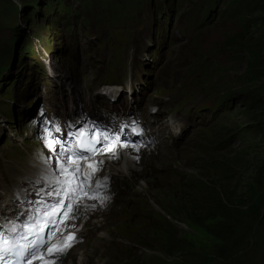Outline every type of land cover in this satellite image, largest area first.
<instances>
[{
    "label": "rangeland",
    "instance_id": "374dc122",
    "mask_svg": "<svg viewBox=\"0 0 264 264\" xmlns=\"http://www.w3.org/2000/svg\"><path fill=\"white\" fill-rule=\"evenodd\" d=\"M51 1L0 0V55L4 56L0 62V127L4 135L0 153L21 171L22 164L40 161L45 155V150L39 148L41 143L49 144L53 138L46 127L47 110L60 123L61 118L54 110L64 114L66 109L61 103L87 102L88 83L95 78L99 50H113L120 55L126 48L135 63L143 59L145 77L160 80L158 88L150 89L141 97L142 101L148 95L164 97L185 87L187 94L202 89L209 99L228 97L231 109L184 140L180 150L161 151L165 154L155 164L156 168L144 164L145 170L148 165L154 172L153 183L128 182L125 173L122 181L128 183L129 192L124 200L117 198L116 207L104 205L82 210L70 227L81 219L83 223L101 219L95 228L101 226L102 232L97 231L109 235L104 249L109 264H193L190 251L195 250L223 255L231 243L223 240L227 232L217 227L216 221L209 220L213 215L206 218L208 215L200 212V207L208 206L193 186L202 184L203 188L218 193L222 185L221 189L229 187L232 193L238 183L246 185L247 190H241L240 186L235 189L239 192L235 199L244 195L241 201L248 207H264V106L260 103L264 98V51L261 53L260 48L264 50V46L260 45L257 33L250 30L255 25V16L249 11L237 15L239 0H178L177 4H181L178 13L173 11L177 6L172 10L168 7L165 20L152 22L149 14L158 17L155 0H123L118 4L72 0L84 20L83 33L96 34L106 42L102 48L99 45L87 50L86 41L79 42L77 36L72 47L65 27L54 17L56 7L46 9L45 5ZM208 9L212 14L207 22L202 21ZM139 17L145 22L137 26ZM199 19L203 25L198 24ZM244 26L248 29L238 45L224 44ZM246 46L249 52L244 51ZM40 54L51 61L49 69L38 66L31 57ZM43 75L51 77L50 80ZM250 78H256L255 84L249 82ZM68 89H74L79 99L67 96L64 92ZM206 96L203 94V98ZM77 110L74 109L75 113ZM54 137L57 140L53 139L54 143H59L57 134ZM250 138L256 139L260 149L251 151L253 156L249 160L254 161L245 163L249 166H245L247 170L220 172L219 167L232 166L233 154L246 149ZM105 144L98 148V157H109L104 153ZM131 145L144 146L137 139ZM44 146L48 150L46 158L49 152L61 154V150L68 156L65 147L60 146L55 152L52 146ZM121 155L120 165L125 167ZM210 207H217V203ZM87 243L88 239L78 242L63 260L84 251ZM245 254L244 264L253 258V264L261 263L264 246L256 245Z\"/></svg>",
    "mask_w": 264,
    "mask_h": 264
},
{
    "label": "snow or ice",
    "instance_id": "6c2138e0",
    "mask_svg": "<svg viewBox=\"0 0 264 264\" xmlns=\"http://www.w3.org/2000/svg\"><path fill=\"white\" fill-rule=\"evenodd\" d=\"M96 143L100 144L101 140L98 139ZM107 146V144L104 145V147ZM52 147L55 151V146ZM98 151L100 149L94 146L84 149V152ZM84 159L86 157L81 153L67 156L61 150V154L55 158V163L48 164L52 172V179L49 181L51 190L45 192L47 199L39 202L42 207L30 214L29 219L23 224L12 223L0 231V264H32L36 260H40L41 264H53L68 248L72 247L76 237L68 232V228L70 222L75 219L74 213L80 208V204L76 201L81 195L85 200L95 198L90 191L92 174H81L82 165L79 161ZM68 160H72L71 166L67 164ZM61 176L64 179H61ZM85 181H89V184L86 185ZM100 186L97 184V188ZM53 200L54 203L51 202ZM64 217L67 220L61 223ZM58 228L63 229V234L69 239L68 244L62 248L50 246L49 243Z\"/></svg>",
    "mask_w": 264,
    "mask_h": 264
},
{
    "label": "trees",
    "instance_id": "16d2710c",
    "mask_svg": "<svg viewBox=\"0 0 264 264\" xmlns=\"http://www.w3.org/2000/svg\"><path fill=\"white\" fill-rule=\"evenodd\" d=\"M59 1V0H57ZM123 0H115L116 3H121ZM247 1V3L245 2ZM114 3V4H116ZM46 9L49 10L48 5H45ZM237 15L251 13L252 16H255V21L253 27H250V30L256 32L259 37V43L261 46H264V0H239L238 7L235 9ZM248 27L244 26L243 30L237 32L235 35H231L224 42L225 45L234 47L238 45L240 41L243 40V37L246 35ZM246 41H249L246 39ZM263 41V42H262ZM262 42V43H261ZM242 44V43H241ZM241 46H244L243 44ZM249 47H244L245 52H249ZM264 51L260 48V52ZM4 56L0 55V62ZM250 83L255 84L256 78H250ZM262 93L261 91H258ZM258 93V94H259ZM260 100L261 105L264 106V98ZM264 133V129H262ZM260 149L259 145L256 144V139L250 138L249 145L243 151H237L233 155L231 161V167H219L218 170L225 174L238 169V171L247 170L245 163L248 162L249 157L253 156L251 151ZM257 157L261 156L260 153H254ZM248 157V158H247ZM241 158L246 159L243 161ZM234 160V162H233ZM251 162L253 160H249ZM247 166V167H245ZM201 184V183H200ZM219 186L218 193L213 192L210 188H203V185L193 186L195 191H198L204 200V204L208 207H200V212L209 218V215L213 217L209 220L216 221V226L220 227L222 230H225L227 233L223 240L226 242H231L227 244V247L224 250V254L220 253L211 254L210 252H205L204 250L190 251L192 256L193 264H244L242 262L243 258H246V250L254 248V246H264V207H248L241 200L244 198V195L239 199H235L236 195H239V192H236L235 189L239 188L247 190L246 185H235L229 193V187H223L221 189ZM241 196V195H240ZM214 202L217 203V207H210L214 205ZM212 212V213H210ZM240 241V242H239ZM192 248V247H191ZM169 256V255H168ZM254 258L249 260L246 264H253ZM264 264V258L261 263Z\"/></svg>",
    "mask_w": 264,
    "mask_h": 264
},
{
    "label": "bare ground",
    "instance_id": "6f19581e",
    "mask_svg": "<svg viewBox=\"0 0 264 264\" xmlns=\"http://www.w3.org/2000/svg\"><path fill=\"white\" fill-rule=\"evenodd\" d=\"M43 76L46 78H49V80L51 78V77H49L50 75L49 76L43 75ZM46 78L44 79L45 82L48 81ZM64 93L67 96H69L71 94L74 100L78 99L74 89L70 90V93H68V91H65ZM66 114L72 116L73 111L67 109ZM60 118H61V122H62L64 117H60ZM57 137H59V136L57 135ZM59 138H60V142H61V141H63V139L65 137H59ZM134 139H136V138L134 137L133 139H128V140L126 139L125 141L122 140V142H120L119 146H117L115 148H113L111 146V144H108V146L105 147L104 153H106V155L109 157L104 158L101 156L100 160L107 164V168L110 171L119 174V176H121L122 179H123L122 175H124L126 173V175L129 177L128 182H133V180H135V181L141 180L147 184L153 183L155 181V177L153 175L154 172L149 170L147 168V166L149 165L152 168H156L155 164L161 162V161H159V158L162 156V154H165V153H162L163 151L161 152V151L155 150V148H153L151 145H150L151 147L147 146V145H144V146L131 145L130 143L134 142ZM44 145H47V146L48 145H50V146L54 145L55 146V152H56V149L58 151V149H60V146H61L59 143L55 144L53 138L51 139L49 144L48 143L45 144L44 142H42L39 148H40V150L41 149L45 150V155L40 157V161L35 160V163L31 162L29 164H22V167H23L22 171H21V169H17L18 172H20L22 175H25V176L29 177L31 180L33 179L34 182H37L39 184V187L50 186L49 181L52 179V172L48 168L47 164H52L49 162L55 161V158L60 154L58 152H56V153L49 152V157L47 156V158H46L45 156L47 155L48 150H47V148L45 149ZM113 153H115V156H113ZM121 153L123 154V157L125 160V165H124L125 167L120 165V157L122 156ZM98 158H99L98 156H95L91 160L98 159ZM46 161H47V164H46ZM146 163L148 164L146 166L147 170H145L143 168L144 164H146ZM67 164L69 166H71L72 162L68 161ZM131 177H133V178H131ZM60 178L64 179L63 176H61ZM73 184H75L74 180H73ZM39 190H40V188H39ZM90 191L92 192V194L95 198L85 200L83 195L78 197L76 203L80 204V208H79V211L74 213L75 217H77V215L79 214L80 211L91 210V209H93V207H104V205L106 207H116V204H114L113 201L112 202L107 201V202H105V204L103 202L101 203V200H103V199L101 198L99 193H97L96 191H92L91 189H90ZM22 200H23L22 203H20V199L16 198V201H17L16 206H17V204H24L25 199L23 198ZM36 200H39V198L35 199L34 201H36ZM81 200H85V201L83 202ZM103 211H106V210H103ZM84 218H86V217H84ZM95 218H96V216H95ZM100 220L99 221H97V220H91L90 221L89 220V222L83 223L84 221L81 219L76 225L68 228V232L69 233L70 232L80 233L82 235L83 231L85 230L84 229L85 226H87L88 229L92 230L93 232H96L97 236H104L107 234V232L99 233L100 231L102 232V230L100 229L101 226H99V228H98V230H100V231H97V229L95 228L96 226L101 224ZM97 236H94V237H97ZM90 240H92V238ZM58 242H60V237H58L57 240L53 244H57ZM61 263L63 264V261L60 259L55 260L53 262V264H61ZM33 264H41V261L34 262ZM65 264H66V262H65Z\"/></svg>",
    "mask_w": 264,
    "mask_h": 264
}]
</instances>
